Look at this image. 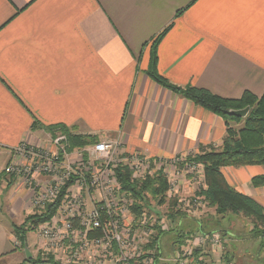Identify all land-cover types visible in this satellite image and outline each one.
I'll use <instances>...</instances> for the list:
<instances>
[{"label": "crops", "instance_id": "0c3cea01", "mask_svg": "<svg viewBox=\"0 0 264 264\" xmlns=\"http://www.w3.org/2000/svg\"><path fill=\"white\" fill-rule=\"evenodd\" d=\"M166 29L157 46L162 77L230 100L263 96L264 0H0L1 162L24 143L47 146L54 127L117 141L121 153L158 161L171 174L178 159L219 150L225 121L147 74L153 42ZM221 171L264 207V187L252 186L264 166ZM25 197H9L11 213L27 208ZM234 227L251 233L244 220ZM6 257L0 253V264Z\"/></svg>", "mask_w": 264, "mask_h": 264}, {"label": "built area", "instance_id": "2783aa9c", "mask_svg": "<svg viewBox=\"0 0 264 264\" xmlns=\"http://www.w3.org/2000/svg\"><path fill=\"white\" fill-rule=\"evenodd\" d=\"M29 160L35 166L28 165ZM176 162L192 175L191 180L171 176L158 161L121 153L119 143L112 140L72 148L62 134L52 137L47 146H19L12 156L11 172L23 173L30 183H40L43 175L54 179L47 192L33 199V209L52 205L55 210L38 227L40 261L27 264H159L160 244L148 245L159 231L169 232L171 220L146 209L134 212L137 201L123 190L116 170L126 166L132 178L140 181L162 172L168 182V199H176L179 209L192 216L206 207L195 188H205L204 167L189 159ZM198 234L191 245L176 250L173 264H196L195 251H215L221 244L219 232Z\"/></svg>", "mask_w": 264, "mask_h": 264}, {"label": "trees", "instance_id": "16d2710c", "mask_svg": "<svg viewBox=\"0 0 264 264\" xmlns=\"http://www.w3.org/2000/svg\"><path fill=\"white\" fill-rule=\"evenodd\" d=\"M167 31L168 29L160 34L153 42L151 64L147 73L148 76L160 86L220 116L227 125V135L222 147L219 150L212 148L201 149L195 157L196 160L203 162L205 165L204 179L206 182V187L202 188V191L197 194L203 197L206 206L214 209L216 215L221 220L228 216L243 218L251 225L252 235L264 241V207L253 198L241 194L231 187L221 171L226 167L264 166V94L262 97L257 98L250 93H246L241 99L230 100L216 96L204 89L174 85L162 77L157 70V46ZM246 107H250V112L246 118H238L229 114L231 110H241ZM242 121H244V125L241 129L235 130L230 127L231 122L241 123ZM56 128L48 129V132L55 133V131H60L65 133L72 148L83 147L99 141V138L96 136H79L72 134L64 127L59 128V130H56ZM116 173L123 190L131 194L137 201L134 212L139 213V211H144L147 197L152 196L155 199L157 208L164 205L168 206V218L172 222L179 219L178 215L180 212L177 210L179 208L178 201L176 199H169V202L166 201L165 195L168 190V182L162 172L160 175L157 174L154 177H147L141 181L133 179L130 170L126 166L119 167ZM252 186L255 188L264 187V174L254 177L252 179ZM43 210L46 213L44 216L34 215L28 218L25 222V225L27 222L30 223L28 228L23 225L20 229H16L17 232L19 231L18 239L22 240L20 242L23 247L27 244V234L33 231L38 224L46 222L54 213L55 208L49 205ZM164 234L159 231L156 236L152 237L148 248L159 245ZM178 243L180 246L185 245V236L181 233L178 235ZM203 252H207L208 254V250ZM202 253L201 251H195V257L197 258L196 264L206 263L202 259Z\"/></svg>", "mask_w": 264, "mask_h": 264}, {"label": "rangeland", "instance_id": "374dc122", "mask_svg": "<svg viewBox=\"0 0 264 264\" xmlns=\"http://www.w3.org/2000/svg\"><path fill=\"white\" fill-rule=\"evenodd\" d=\"M243 125H244V121H242L241 123H234V122L230 123V127L235 130L241 129ZM62 134L64 135L65 133H62L60 131H55V133H50L51 136H49L50 138L47 139L46 142L51 143V139H52L51 137H57ZM14 150L11 151V159L9 161L8 159L7 161L3 160L2 162L0 160V187L7 189L4 192L5 194L2 191H0V196H1L0 197V227H1L0 228V253L7 252V257L5 258L7 264H27L28 263L27 261H30V260L26 259L24 247L21 243L22 240L18 239L19 231L17 232L16 229L17 228L20 229V227L25 225V222L28 220V218H30V216H34V215L44 216L46 214L44 213L43 210L33 209V207L36 206L35 201L33 202V199H34V196H36L37 198L39 194L47 192L53 186L54 179L43 175L44 177H40V183L37 181L35 183H30V182H27L23 173H20L18 174L19 176H17L16 173L11 172L12 167L10 165L12 162V156L14 155ZM196 156L197 155L190 157L189 160H192L196 162L197 164L202 165L205 168V165L203 162H200L195 159ZM29 163L28 165L35 166V163L34 164L32 162L31 164ZM25 169H28V168L25 166ZM165 172L168 173L166 170ZM171 176L178 177V178H180V176L186 177L188 181L193 178L191 174H185V169L183 168V165H179L177 163L175 164V168H173V173L171 174ZM204 176H205V169H204ZM202 184L203 186L206 184L205 179L203 180ZM201 187L202 186H199V185L195 186L196 191L197 192L202 191ZM9 189L13 190L11 191L13 194L12 193L10 194ZM33 189L36 190L35 195L32 193ZM25 194H26V197L24 196ZM16 195H18V197L19 195L21 197H25V203L28 205H27V208L22 209L18 213L16 210L15 212L12 211L13 214L16 213L15 215H13L10 212L9 197L12 196L13 198H15ZM165 198H166V201L169 202L167 194L165 195ZM145 202H146L145 203L146 210H150V211L152 210L154 213H158L160 217H166L169 221L171 220L168 218L169 216H168V206L167 205L160 206L159 208H157L156 207L157 205H155L156 203L155 199H153L152 196H148L147 201ZM177 210L180 212V214L178 215L179 219L176 220L175 222H172L171 220L169 232H165V234L162 236L160 240L159 248L161 252V260L159 261V264H173L172 260L176 258L175 252L178 248H183L185 246L191 245L194 239H196L197 237H200L198 233L207 234L212 231L219 232L221 234L222 236L221 244L217 248V250L215 251L210 250L209 256L206 255L207 252L206 254L202 255V259L206 261L205 264H231V263L232 264H241V263L242 264H264V249L261 248V243L259 245H256L255 243H250L249 234L251 233H249V230H247L246 232H242L238 229V227H234V224H236L237 221L241 222L243 218L241 219L235 216H228L225 219L221 220L216 215L215 210L210 209L207 206L199 209L192 216L185 215L184 213L180 211L179 208ZM199 217L204 220V223H200L201 226H199L196 223V220H198ZM243 220L247 221L245 219ZM41 224H43V222L38 224V226H36L35 229L29 232L26 236L27 246L33 255V259L31 260L34 261L36 259V262L40 261V255L38 256V254L41 252V249H42V246H41L42 240L38 236V227ZM29 226H30V223L27 222L25 227L28 228ZM194 226H195V231H193ZM179 233L185 236V239H186L185 245H181V246L179 245L178 243ZM187 235L189 236L187 237ZM195 235L197 237H195ZM229 237H231V241L229 240ZM236 238H238L239 240L240 239L245 240V242H242L245 248H243L242 244L238 243L237 240H235ZM12 239H13V242L11 241ZM16 242H17V245H16ZM225 242L228 243L227 244L228 253L226 252ZM206 248L210 249L209 247H206ZM215 254L216 255L219 254V256H215Z\"/></svg>", "mask_w": 264, "mask_h": 264}, {"label": "water", "instance_id": "95a60500", "mask_svg": "<svg viewBox=\"0 0 264 264\" xmlns=\"http://www.w3.org/2000/svg\"><path fill=\"white\" fill-rule=\"evenodd\" d=\"M249 112H250V107H246L245 109H241V110H231L229 114L238 118H246ZM24 251H25L26 259L31 260L33 258V255L29 250L27 244H25L24 246Z\"/></svg>", "mask_w": 264, "mask_h": 264}]
</instances>
